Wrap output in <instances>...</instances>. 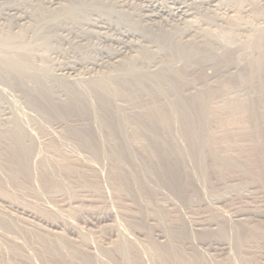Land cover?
<instances>
[{
	"label": "rangeland",
	"instance_id": "1",
	"mask_svg": "<svg viewBox=\"0 0 264 264\" xmlns=\"http://www.w3.org/2000/svg\"><path fill=\"white\" fill-rule=\"evenodd\" d=\"M29 1L31 6L22 0H0V11L5 5L23 2L20 8L33 12L39 21L53 15L38 0ZM201 1L190 0L194 19L199 17L188 23L202 25L194 29L202 38L221 24L212 19L207 0ZM259 3L249 17L257 21L246 37L236 40L237 48L224 54L202 46L192 64L182 67L186 98L201 91L211 93L206 114L197 122L200 148L196 155L184 124L166 119L167 105L180 98L167 84L160 88L140 84L136 86L140 95L137 91L130 96H121L110 86L104 108L98 106L96 95L85 90L84 80L115 75L113 63L123 54L135 57L136 51L128 49L126 54L125 50L115 61L102 60L96 48H79L73 38L54 40V48H60L53 53L39 49L44 56H52L38 62L49 69L48 76L58 84L85 90L86 106L78 111L62 109L64 115L51 116L47 111L37 115L19 98V91L5 100L9 93L4 88L0 131L13 126L15 110L31 130L34 145L27 148L21 164L22 153L19 161L13 160L8 142L0 140V264H161L158 255L168 253L163 252L167 246L175 252H169L171 264H264V176L258 173L264 165V73L247 75L249 63L264 58V46L253 45L257 35L264 33V5ZM0 20L3 34L13 20L3 15ZM26 21L10 26L12 33L31 36L30 20ZM176 22L172 25L183 29L184 23ZM189 36L183 39L190 40ZM208 53L217 56L215 62L201 59ZM67 64H74L77 74L59 71ZM181 65L176 62L174 69ZM142 66L152 69L149 73L157 69L155 63L152 68ZM148 77L143 80L148 82ZM7 105L18 107L12 110ZM152 109L159 113L156 122ZM194 117L196 121L198 116ZM78 129H91L96 156L70 141L71 132ZM211 150L223 160L221 164L213 165ZM198 163L203 169H198Z\"/></svg>",
	"mask_w": 264,
	"mask_h": 264
},
{
	"label": "bare ground",
	"instance_id": "2",
	"mask_svg": "<svg viewBox=\"0 0 264 264\" xmlns=\"http://www.w3.org/2000/svg\"><path fill=\"white\" fill-rule=\"evenodd\" d=\"M22 1L24 3H30L31 6L32 1ZM64 1H68V3L64 4L61 3L60 0H58V5L55 6L57 0H38L36 3H40V5H43L44 8H47L48 11L53 10V15L48 19L42 21H39L36 18L37 16L33 12L28 11L27 8L23 11V2H21L23 3L22 8H20L21 3L19 4L18 2L17 3L19 5H15V3L11 5L4 4V11H0L3 12V14L0 13V16L3 15V19H8V17H10L13 20V24L11 23L12 26L17 27L22 23L25 24L26 19H29L30 21L33 20V23L29 21L30 25L28 26V28L31 29L32 34L27 38L26 36L17 37L15 33L13 34V31H11V25V27L8 26L5 30L1 28L4 31H1L3 32V34L0 33V86H2V88L0 87V100H3L1 98L4 96L5 93L3 91L5 90V92L9 93H7L8 95H6V99L4 97L5 100H7L8 96H10L9 99H11V96H13L12 93L15 91H19L21 93V96L19 98H22L24 104L30 106L33 111L35 110V114H40V111H47L49 115L56 116L64 115L62 109L65 108H72L74 109V111L83 109L86 106V98H84L86 97L84 94L85 90L89 95H96V98L98 99V106L104 108L108 107V103L110 100V86H112L117 92H119V95L130 96L133 94V92L137 91V95H140L141 91L136 90V86H140V84L145 88H148V86L150 85H153L156 88H160L164 84H167L169 88L179 93L178 96L180 98L176 102H170V104L167 105L168 108L166 109V119L178 125L180 123L184 124V129L189 135V144L191 145V149L193 150V154H191H198V149L200 147L198 144L199 134L197 128L201 123V120L203 118L202 116L206 114L208 104L207 100L209 99L211 93L209 90H206L186 98L182 93V87L184 86L183 74L185 73L182 67L184 66V64H192L193 59L196 58V55L200 54L199 51L201 49L199 48H201L202 46H204L205 49L209 48L210 50H212V52L219 49L220 51H223L224 54H229V52L234 50L235 47L237 48L238 45L233 46L236 43V40H238V38H241L240 36H243L245 33H247L257 21V19H255L256 17H253L254 19L252 20L249 19V17H252L254 15L251 10L253 9V11H255L257 7L256 4H258L260 1L264 5V0H236L235 5L227 3L226 1H224L223 3L221 2V0H207L206 4L212 7H209L213 12L212 13L209 10V12L212 13L211 17L213 15L215 16L214 18L212 17V19H214L216 22L218 20L221 24V27L219 24V30H217L218 27L216 26L217 29H214H216L217 31L213 29L214 31L212 30V32H204V34L201 33L202 38L199 34L200 32L194 30L196 28L198 29V27L202 25L199 26L198 24L197 26L196 23L191 24L194 22L193 20L192 22L190 21V18L194 19V9L192 10L190 6L193 1L190 3V0ZM203 1L201 2L204 3L205 1ZM4 3L8 4L7 2ZM257 14L259 15V10H257ZM198 17H195V22L196 18ZM178 20H181L182 23H184L182 27L183 29L181 30L172 25ZM4 21L7 22L6 20ZM188 21H190L191 23H188ZM214 25H216V23ZM136 27H139L140 30ZM191 32L195 33L191 35ZM187 35L192 36V38L189 36L191 38L190 40L188 39V37L187 40H184L183 37ZM244 37L246 36L244 35ZM66 38H73L74 40H76L78 43L76 41L74 42H76L77 45L81 46L79 48H82V46H86L91 49L96 48L102 60L106 58L115 61L120 56H122V53L126 52L127 54L128 49L136 51V56H131V54L130 57H128L127 55L126 57L125 54H123V56H125L126 58L122 56L123 60L120 57L121 59L119 61L117 60L115 63H113V65L115 64L113 69L114 71L116 70L115 75L104 76L102 74L103 76L100 77H97L96 75L92 79H90L89 77V80H84L86 81L85 83L87 84V86L85 87V90H83L84 92H82V90L80 91L78 89H75L74 87L69 86L65 83H56V80L54 78L48 76L49 69L47 67H41L43 64L40 65L38 63L40 61H48V58L50 60V58L52 57H50L49 54L44 56V54L38 52L40 51V48H46L48 50L46 52L49 53L56 52L55 50L59 49L60 47L58 48L57 46L56 49L54 48V40L60 42L61 40H66ZM97 42L104 43L105 45L101 46L100 44L101 47H98L99 44L97 45ZM23 43H26V45H23ZM68 43H70V41ZM253 45L260 48L264 46V33L257 35L256 41L253 43ZM85 50H87V48H85ZM89 57L87 58V60L90 59ZM216 57L217 56L208 53L201 56V59L203 61L215 62ZM80 60L81 59H79V61ZM82 62H79L77 64L81 63L85 66V63ZM176 62H181L182 65L175 70L174 68ZM144 63L149 66L155 63L157 65V69L151 73H149L148 71L152 69H146V72L145 69L143 70L144 66H142L144 65ZM73 65L67 64L65 66H61L59 71H62L66 74L74 73V71L76 72L77 69ZM102 65L103 64L100 65L99 63V66ZM152 67L150 66L149 68ZM85 70H83V72ZM109 71L110 70H108L107 73ZM257 72L264 73V58L261 60V62L249 63L247 68V75L249 77H252ZM86 73H89V71ZM147 75H150V77H148ZM146 77H148L149 79L148 82H145L146 80H143ZM104 80L106 81L104 82ZM76 82L78 81H75V83ZM4 88H9L12 91L11 95L10 90H4ZM14 97L16 96L14 95ZM21 103L22 102H20L19 104ZM10 105L7 106L9 107ZM21 105H23V103ZM12 106H14V104ZM37 106L47 110H42L40 108H37ZM241 106V103L237 104V107ZM9 108H11L12 110L16 109L12 107ZM3 111L6 113L9 110ZM192 112L195 116H198V119L196 121L194 115L191 114ZM8 113L12 114V112L10 111ZM14 113L12 114L14 115L12 116L13 126L3 127V132L0 131V140L3 138V143H5L6 141L8 142L6 143L9 147L8 149H10L8 154L11 155L12 158H16L13 160L19 161V154L22 153L20 163L24 164V155L26 156L27 148L34 145V140L31 136V130H29L28 126L25 124L26 122L24 123L21 121V119L19 118L20 114H18V117L17 114L15 113V115ZM151 116L153 121L156 122L159 117L158 111L152 109ZM91 133V129L75 130L71 132L70 141L74 140L75 142H77V144H80L81 146L84 145L87 149L93 151V156H96L94 148L92 146L96 145L97 142L94 140L95 138H93ZM209 157L213 165L217 166L223 162L222 159L217 157L215 150L210 151ZM198 169H203L200 163H198ZM258 173L261 176H264V165H262V168L258 171ZM165 251H168V253H161L160 255H158V260L161 262V264H171L172 253L170 254L169 252H173L174 254L175 252L173 251V248H168V246L163 252ZM199 264L202 263L199 262Z\"/></svg>",
	"mask_w": 264,
	"mask_h": 264
}]
</instances>
